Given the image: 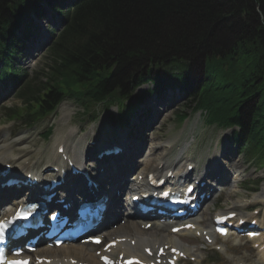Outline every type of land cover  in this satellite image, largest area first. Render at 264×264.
Wrapping results in <instances>:
<instances>
[{"label": "trees", "instance_id": "1", "mask_svg": "<svg viewBox=\"0 0 264 264\" xmlns=\"http://www.w3.org/2000/svg\"><path fill=\"white\" fill-rule=\"evenodd\" d=\"M42 3L63 13L64 26L45 80H23L12 118L32 125L68 96L110 104L150 82L140 102L181 87L209 123L237 127L236 143L264 167V0H78L64 10L55 0H0V80L17 78L14 32L28 30Z\"/></svg>", "mask_w": 264, "mask_h": 264}, {"label": "rangeland", "instance_id": "2", "mask_svg": "<svg viewBox=\"0 0 264 264\" xmlns=\"http://www.w3.org/2000/svg\"><path fill=\"white\" fill-rule=\"evenodd\" d=\"M44 25L47 26V21L44 22ZM46 41L49 45V35ZM48 45L37 52L35 58L28 55L20 59L30 80H36V82L45 80L42 78V69L49 64L48 52L46 51ZM33 54H35L34 51H32V55ZM148 86L152 87V85H145L140 87L137 92H140ZM2 88L3 86H1L0 91V131L7 130L9 132V135L4 141L9 140L11 137L25 138L22 144L14 146L15 153L23 155L19 161H26V157L30 159L38 158L41 162L49 159L52 155V149L54 148L53 144L58 136L62 133L68 134L71 129L78 130L76 133L77 136L73 134L75 138L78 139L85 136V143L88 149L92 150L94 147L90 143L91 136L96 135L98 140L103 138V141H117L120 139V135L125 134L127 131L129 132L131 126H135L130 135L133 141H139L138 147L140 150L138 154L134 156L136 165H138L137 161L139 162L143 159L141 155L150 144H159L161 148L158 153L154 154V158L162 157L163 152L166 151L167 156H164L165 153L163 156L167 163L170 164L175 160H179L183 164L189 161L195 162L196 175H200L204 170L206 171V169L209 168L213 160L218 158L217 153L225 152V148L223 149V147L224 145L226 147V140L230 139L232 132L231 130H223L214 125L207 124L201 116V111H195V103L183 93L179 95L168 93L158 100L153 99L150 104L151 108H145H150V112L142 126L141 124L137 125L133 120L131 126L122 130V125L118 124L112 116L108 117V114L117 112L116 105L111 107L110 113L104 112L102 105H93L91 109H98V111L89 115H84L82 104L75 99L67 98L51 115L38 122L34 127L27 128L20 123L13 121L9 122L7 120L8 117L4 115V108L7 106L19 105L20 103L15 99V93L11 87H7L5 90ZM62 104L68 113L63 114L61 111ZM182 109L184 113L188 115V118L183 124H180L176 116ZM141 116L140 120L144 118V112ZM154 116L158 119L156 123L150 124ZM116 119L121 121V114L117 115ZM50 126H53V133L50 138L44 139L42 133ZM94 130L95 134L93 133ZM77 139H73V141ZM6 142L10 144L11 141ZM227 146L228 148H226L227 150L225 153L229 158L225 159V156L220 157L226 160L227 164H230L228 177L231 182L226 185V191L221 193L218 198L214 197V199L206 204L205 209H209L210 211L219 208L223 209V211H227L235 207V203L238 202V200H240V204L247 202L250 204H257L262 199V193H264V182L261 184L260 192L254 194V196L244 192V190L240 188V185L242 186L243 183L242 181L245 179H262L264 177V169H259L255 165H252L251 162L246 161L243 154H237L236 145L228 144ZM232 147H234L233 150ZM93 152L89 153L90 157L88 156V161L96 168L98 164L93 161ZM135 174L136 173L131 174L130 172L128 176L131 175L130 177L135 178ZM180 242L196 254L199 259H203V262H208V260L215 258V260L219 261V264H232L226 257L219 256V259L213 251L205 248L202 240H198L195 237L191 236V238L188 239H180ZM247 261L255 263L257 258L253 257L252 261Z\"/></svg>", "mask_w": 264, "mask_h": 264}, {"label": "bare ground", "instance_id": "3", "mask_svg": "<svg viewBox=\"0 0 264 264\" xmlns=\"http://www.w3.org/2000/svg\"><path fill=\"white\" fill-rule=\"evenodd\" d=\"M61 111L63 114L68 113L66 108H64L63 104L61 105ZM66 116V115H65ZM9 134L8 131L0 132V165H2V162H14V158L10 154H7L8 152H12L13 146L10 143H3L6 136ZM73 130H71L68 134L62 133L58 136V139L55 143H58L59 141L65 140L66 143L61 142L57 144L56 147V153H58V149L61 145H64V153L68 154L69 151H71V154L76 158V161L78 163L79 159L82 160L84 158V154L87 150L83 151L85 148V136L80 138L79 140L75 138L73 135ZM73 139H77L73 141ZM23 140L22 137L16 138L14 141H21ZM127 139L125 138L123 142H125ZM81 143V144H80ZM131 145V144H130ZM6 147V148H5ZM5 148V149H4ZM161 148V145L159 144H150L148 148L145 150V154L143 155L142 161L138 163L137 167L135 165L132 166L136 167L135 169V181L129 182L128 180L121 179V176L123 175V171L125 169V164L123 160L118 159V161L114 160L111 165L107 166V170H105L104 166H102V171H98L95 174V180L100 183V190L105 188V185L110 182L107 186V188H110V191L116 187L122 186L123 188L126 186H130L131 189H134L135 187L142 186L143 183H148V173H159L160 175L164 176L162 173L163 171H166V174L169 170H172L173 168H176V175L175 177L179 176L180 174H183L186 171V166L182 164L179 160H175L172 163H167V161H164L163 158L158 157L154 158V154L158 153ZM76 151H79L76 153ZM162 153V152H161ZM160 153V154H161ZM56 154V157L54 160L50 159L48 160L49 163L52 165H55L58 167V172L65 171L67 176V161L63 159V157ZM116 161V162H115ZM216 160H213V163L215 165ZM20 167H18L19 171L27 173L31 172V166L25 167L23 164H18ZM131 167V166H130ZM129 167V168H130ZM110 168V169H109ZM112 168V169H111ZM54 174V173H52ZM138 175L142 176V179L139 180ZM157 175V174H156ZM37 176L40 178V176L36 173H32V177ZM59 177L62 176V172L58 175ZM44 178V177H43ZM40 178V179H43ZM42 181L41 183H43ZM61 187H58L55 190H59ZM1 191V190H0ZM75 190L70 189L68 198L69 200L73 201L76 197L75 193H73ZM8 195L7 198H10L8 207L13 205L15 202V199L13 198L14 190L7 191ZM3 193V192H2ZM135 192H131V197ZM108 195H111L110 192L107 193ZM135 195V194H134ZM3 195L0 194V198H2ZM125 207L123 209V215L122 219L124 218V222L120 223L116 230H110V228H105L102 234L107 238L108 235L115 236L113 240L120 239V241L117 243L116 248H113L114 251H122L126 253L127 255L132 254H139L143 253V250L145 247H151L155 248L156 245H160V243L166 242L164 237L158 236L159 231H163V228L166 227V225H161L160 223H154L150 229H144L141 227V220L140 217L137 216V213L134 212V209L130 206V202L125 203ZM7 205V204H6ZM11 207L4 210L3 214L6 215L9 213ZM204 213V211H203ZM227 213V212H226ZM116 215V213H115ZM114 215V216H115ZM110 230V231H108ZM174 236L170 234V237ZM175 238V237H171ZM177 239V238H176ZM112 240V239H110ZM132 241H135V244L132 245ZM180 242V241H179ZM173 243V242H172ZM176 244V243H174ZM176 246V245H173ZM178 247V246H176ZM90 245H62L59 248H39L36 251V255L38 256H44L50 259L49 263L44 264H101L100 263V255L93 252ZM117 249V250H116ZM143 249V250H142ZM181 249V248H180ZM182 250V249H181ZM184 251V250H183ZM262 255L264 256V249L261 251ZM102 254L104 252L102 251ZM101 254V255H102ZM42 264V263H41Z\"/></svg>", "mask_w": 264, "mask_h": 264}, {"label": "snow or ice", "instance_id": "4", "mask_svg": "<svg viewBox=\"0 0 264 264\" xmlns=\"http://www.w3.org/2000/svg\"><path fill=\"white\" fill-rule=\"evenodd\" d=\"M18 217H21L23 218V214L20 213V212H17L16 214ZM7 225L3 222H0V240L3 239V229L6 227ZM97 243H99V240L96 241ZM17 255L19 254L18 252L16 253ZM3 259V256L0 255V260ZM6 264H28L27 261H15V260H12V261H7Z\"/></svg>", "mask_w": 264, "mask_h": 264}]
</instances>
